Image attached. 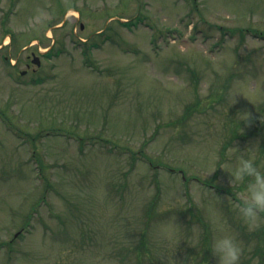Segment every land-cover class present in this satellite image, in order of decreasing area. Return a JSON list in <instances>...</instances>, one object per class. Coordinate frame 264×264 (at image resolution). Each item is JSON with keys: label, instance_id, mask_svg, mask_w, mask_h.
<instances>
[{"label": "rangeland", "instance_id": "rangeland-1", "mask_svg": "<svg viewBox=\"0 0 264 264\" xmlns=\"http://www.w3.org/2000/svg\"><path fill=\"white\" fill-rule=\"evenodd\" d=\"M257 144L264 0H0V264H218L225 234L264 264L228 183Z\"/></svg>", "mask_w": 264, "mask_h": 264}, {"label": "clouds", "instance_id": "clouds-1", "mask_svg": "<svg viewBox=\"0 0 264 264\" xmlns=\"http://www.w3.org/2000/svg\"><path fill=\"white\" fill-rule=\"evenodd\" d=\"M258 149V144L246 146L244 149H229L230 152L238 154V162L229 174L228 183L234 186L248 180L246 188L237 194L239 203L236 208L250 232L259 228L264 219V171L255 164V153ZM211 252L218 258V264H240L243 248L234 236L225 234L214 239Z\"/></svg>", "mask_w": 264, "mask_h": 264}, {"label": "trees", "instance_id": "trees-1", "mask_svg": "<svg viewBox=\"0 0 264 264\" xmlns=\"http://www.w3.org/2000/svg\"><path fill=\"white\" fill-rule=\"evenodd\" d=\"M14 38V37H13ZM231 190V189H230ZM229 190V191H230ZM139 250H140V254H139V256H138V258L139 259H141L142 260V253H144L145 252V240H142L141 242H140V246H139ZM253 254L254 255H257V256H259L262 260H263V258H264V250L262 249V248H260V247H256L255 249H254V251H253ZM253 255V256H254ZM252 256V257H253ZM250 261V260H249ZM249 261H245V263L244 264H249ZM253 260H251L250 262H252ZM137 264H141V262L140 261H138V263Z\"/></svg>", "mask_w": 264, "mask_h": 264}, {"label": "flooded vegetation", "instance_id": "flooded-vegetation-1", "mask_svg": "<svg viewBox=\"0 0 264 264\" xmlns=\"http://www.w3.org/2000/svg\"><path fill=\"white\" fill-rule=\"evenodd\" d=\"M33 54V53H32ZM32 58L31 56H28V63H27V67L30 68L32 66Z\"/></svg>", "mask_w": 264, "mask_h": 264}, {"label": "water", "instance_id": "water-1", "mask_svg": "<svg viewBox=\"0 0 264 264\" xmlns=\"http://www.w3.org/2000/svg\"><path fill=\"white\" fill-rule=\"evenodd\" d=\"M35 62V61H34ZM36 63H38L39 64V61H36Z\"/></svg>", "mask_w": 264, "mask_h": 264}]
</instances>
